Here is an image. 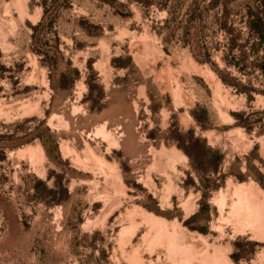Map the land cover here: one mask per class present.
Segmentation results:
<instances>
[{"label":"rangeland","instance_id":"obj_1","mask_svg":"<svg viewBox=\"0 0 264 264\" xmlns=\"http://www.w3.org/2000/svg\"><path fill=\"white\" fill-rule=\"evenodd\" d=\"M211 1L0 0V264H264V0Z\"/></svg>","mask_w":264,"mask_h":264},{"label":"trees","instance_id":"obj_2","mask_svg":"<svg viewBox=\"0 0 264 264\" xmlns=\"http://www.w3.org/2000/svg\"><path fill=\"white\" fill-rule=\"evenodd\" d=\"M219 0H212L210 5L211 7L218 6ZM229 17V13H227V10L224 12V19L222 17L218 18L219 25L221 28H225L226 34H227V42H226V53L232 55V57L236 58L237 56V50H240V59L245 60V53L242 51L243 44L239 43L240 35L231 32V30L228 28V23L224 21H227ZM244 22L248 24L249 30L253 35H256L259 37V39L263 38V17H262V10L260 8L256 9L255 11L252 9H249L245 12V14L242 16ZM231 61H228V64H230ZM236 63H238L236 61ZM237 118V124L239 126H246V119H245V113L239 112L235 114Z\"/></svg>","mask_w":264,"mask_h":264},{"label":"bare ground","instance_id":"obj_3","mask_svg":"<svg viewBox=\"0 0 264 264\" xmlns=\"http://www.w3.org/2000/svg\"><path fill=\"white\" fill-rule=\"evenodd\" d=\"M243 195H245V193H243ZM242 201L244 202L248 212L247 219L250 220L251 222L253 221L254 225L257 227L256 229H258L260 233H262L263 235L264 234V198L260 200V204L257 206L254 205V202L249 195L243 196Z\"/></svg>","mask_w":264,"mask_h":264}]
</instances>
